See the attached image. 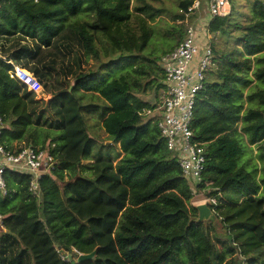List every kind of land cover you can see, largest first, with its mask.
Wrapping results in <instances>:
<instances>
[{"label":"trees","instance_id":"1","mask_svg":"<svg viewBox=\"0 0 264 264\" xmlns=\"http://www.w3.org/2000/svg\"><path fill=\"white\" fill-rule=\"evenodd\" d=\"M192 1L178 3L173 19L184 28L176 45ZM160 12L144 0H0V142L7 150L56 145L38 197L28 173L5 170L0 264H264V176L258 181V167L239 161L243 134L264 159V0L237 17L231 6L207 25L226 47L211 42L196 96L192 139L205 156L198 183L184 177L157 116L142 114L162 101L141 95L163 96L158 61L173 49L143 55L148 21ZM13 64L50 97L37 99L10 77ZM115 66L121 71L112 76ZM82 112L97 113L103 143ZM201 191L216 198L221 249L212 223L190 221L197 209L189 202ZM78 253L94 255L77 262Z\"/></svg>","mask_w":264,"mask_h":264},{"label":"built area","instance_id":"2","mask_svg":"<svg viewBox=\"0 0 264 264\" xmlns=\"http://www.w3.org/2000/svg\"><path fill=\"white\" fill-rule=\"evenodd\" d=\"M206 13L201 11L202 0H193L184 12L186 30L182 40L160 58L165 90L160 105L154 110L157 116L155 123L167 148L177 156L183 175L193 182L201 181L205 156L199 143L193 141L191 121L197 93L203 88L207 70L212 62L211 42L200 44L198 38L210 39L208 23L215 17H226L230 14L229 0H205ZM189 16L192 19L189 21ZM201 25L205 34L197 36L193 23ZM10 77L19 79L27 89L35 94L42 90L41 83L27 69L13 64ZM147 113L153 111L146 110ZM3 126L0 116V134ZM55 143L40 148L23 146L19 150H7L0 142V191L6 193L4 173L6 168L28 173L30 181L28 190L35 197L39 196V179L43 174L54 169L56 156ZM205 196V195H204ZM209 205L216 203L215 197L205 196L202 200ZM0 227L3 228L2 215ZM80 253H78V256Z\"/></svg>","mask_w":264,"mask_h":264},{"label":"rangeland","instance_id":"3","mask_svg":"<svg viewBox=\"0 0 264 264\" xmlns=\"http://www.w3.org/2000/svg\"><path fill=\"white\" fill-rule=\"evenodd\" d=\"M145 2L149 3L152 8L154 9H159L161 12L158 14H155V16L153 17V19H149V23L152 27V35L148 40L147 46L143 51V55H152V56H161L162 52L168 48H170L171 46H173V48L175 47L177 41H178V31L184 28V25L182 26L180 24V22L175 21L173 19L174 15L179 11L178 9V3L180 0H144ZM252 0H229V4L230 7H233V17H237L239 15V13L241 11H243L244 13L248 12V10L250 11V3ZM132 4H134V0H132ZM201 11L203 13H206V2L205 0H202L201 3ZM85 20H92V17L88 16L86 17ZM194 28L196 29V34L197 36L204 33L205 31L203 30V28L201 27V25L197 22L193 23ZM175 28V32L173 31ZM210 39L207 38H203L201 39L202 35L199 36L198 38H200L199 43L200 44H205L208 42H214L216 43L218 46H223L224 48L226 47V42L224 40V37H221L219 35H215V34H209ZM159 64V61H158ZM160 66V65H159ZM156 72H158V68L154 67ZM121 71V67L115 66L112 70H111V75H118L119 72ZM43 88L42 90L36 94L37 99H43V100H47L50 96H48L47 94L43 93ZM71 91V90H70ZM69 91V92H70ZM159 93H157L158 97H155V93L152 91L147 92L144 95H141L142 98H145L147 100H149L152 104L154 103H158L161 101L162 99V89H159L158 91ZM158 99V100H157ZM69 107H71V104H74L72 97L69 96ZM75 106V104H74ZM159 106V105H158ZM154 113V111H153ZM143 116L144 118L148 119L149 116H153L152 113H147L146 110L143 111ZM82 117L83 120H81L82 124H85V127L88 131V133L95 137L96 139H99V137H101L99 140H101L100 143H103V140L105 139V135L103 133L102 130V125H101V121L98 119L97 117V113H89V112H82ZM238 127H240V125H238ZM57 133V132H56ZM243 134V133H241ZM240 139V144L242 147V154L240 156V163H244L246 165V169L249 171H252L253 168H256V166L258 167V171L256 173V177L257 180L260 181L261 177L264 176L262 168H264V159L259 158L258 153L260 152L258 145H250L248 143V139L246 138V136L240 135L239 136ZM99 147V146H98ZM254 165V166H253ZM256 165V166H255ZM190 183H193V180H189ZM264 186L262 185V188ZM207 196V191L204 192H199L198 194H196L189 202V204H195V203H200L203 202V198L205 196ZM212 226L214 228V230L219 234V242L217 243V246L221 249L223 247V234H222V228L221 225L218 221V219L212 223ZM3 230H5L4 226L3 228L0 227V232H2Z\"/></svg>","mask_w":264,"mask_h":264},{"label":"water","instance_id":"4","mask_svg":"<svg viewBox=\"0 0 264 264\" xmlns=\"http://www.w3.org/2000/svg\"><path fill=\"white\" fill-rule=\"evenodd\" d=\"M71 90V85L68 89V91ZM194 207L197 209V216L195 218H192L190 221H194L197 223H214L217 220L216 214L213 211V209L210 207V205L207 202H200L197 204H194ZM93 253L90 254H80L77 257V262H82L87 259H90L93 257ZM70 258V256H69ZM74 263V261H72Z\"/></svg>","mask_w":264,"mask_h":264},{"label":"crops","instance_id":"5","mask_svg":"<svg viewBox=\"0 0 264 264\" xmlns=\"http://www.w3.org/2000/svg\"><path fill=\"white\" fill-rule=\"evenodd\" d=\"M195 204H197V203H195Z\"/></svg>","mask_w":264,"mask_h":264}]
</instances>
